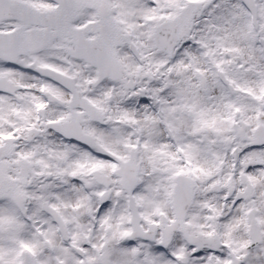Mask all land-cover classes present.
Masks as SVG:
<instances>
[{
	"label": "snow or ice",
	"instance_id": "1",
	"mask_svg": "<svg viewBox=\"0 0 264 264\" xmlns=\"http://www.w3.org/2000/svg\"><path fill=\"white\" fill-rule=\"evenodd\" d=\"M0 264H264V0H0Z\"/></svg>",
	"mask_w": 264,
	"mask_h": 264
}]
</instances>
